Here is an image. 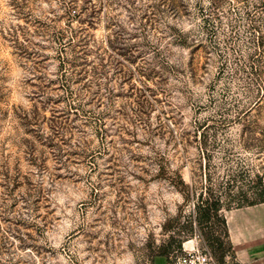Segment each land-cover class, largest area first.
Masks as SVG:
<instances>
[{
  "label": "rangeland",
  "instance_id": "obj_1",
  "mask_svg": "<svg viewBox=\"0 0 264 264\" xmlns=\"http://www.w3.org/2000/svg\"><path fill=\"white\" fill-rule=\"evenodd\" d=\"M208 188L261 199L264 0H0V264H173Z\"/></svg>",
  "mask_w": 264,
  "mask_h": 264
},
{
  "label": "trees",
  "instance_id": "obj_2",
  "mask_svg": "<svg viewBox=\"0 0 264 264\" xmlns=\"http://www.w3.org/2000/svg\"><path fill=\"white\" fill-rule=\"evenodd\" d=\"M117 51L120 56L128 57L127 53L124 52L125 49L120 48ZM202 133L206 145L209 133L206 129ZM208 189V195L201 192L198 196L196 204L198 221L201 225L203 239L206 246L210 249L220 264H225L226 257L230 255L234 258L235 252L233 243L230 239L229 228L223 209L242 207L264 201V188L261 191V199L259 201H252L250 198L243 196L229 199L226 202L223 201L221 196H215L211 188ZM233 203H237V205H233ZM179 248H182V244H180ZM169 255L170 252L167 248H164L159 254V256L167 258H170Z\"/></svg>",
  "mask_w": 264,
  "mask_h": 264
},
{
  "label": "crops",
  "instance_id": "obj_3",
  "mask_svg": "<svg viewBox=\"0 0 264 264\" xmlns=\"http://www.w3.org/2000/svg\"><path fill=\"white\" fill-rule=\"evenodd\" d=\"M234 260L239 264H264V201L225 209ZM159 264H170L159 256Z\"/></svg>",
  "mask_w": 264,
  "mask_h": 264
},
{
  "label": "built area",
  "instance_id": "obj_4",
  "mask_svg": "<svg viewBox=\"0 0 264 264\" xmlns=\"http://www.w3.org/2000/svg\"><path fill=\"white\" fill-rule=\"evenodd\" d=\"M173 264H220L210 249L196 241L191 246L185 244L183 251L175 258ZM239 264V263H235Z\"/></svg>",
  "mask_w": 264,
  "mask_h": 264
}]
</instances>
